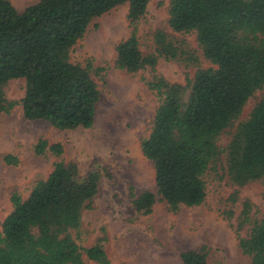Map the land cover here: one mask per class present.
Instances as JSON below:
<instances>
[{
  "label": "trees",
  "instance_id": "trees-1",
  "mask_svg": "<svg viewBox=\"0 0 264 264\" xmlns=\"http://www.w3.org/2000/svg\"><path fill=\"white\" fill-rule=\"evenodd\" d=\"M149 1L38 0L18 11L10 0H0V114L20 105L26 119L57 129L90 127L99 90L89 65L72 61L70 53L94 18L127 5L131 30L116 46L118 68L154 70L160 58L180 53L162 30L152 52L140 49L138 24ZM167 23L174 32L194 33L210 65L184 83L157 74L147 82L157 106L140 148L154 168L155 187L138 195L130 191L135 212L144 215L159 202L171 211L200 205L210 174L239 187L264 184V94L241 119L249 99L264 88V0H169ZM15 78L24 79V93L9 100L4 87ZM47 151L59 157L63 145L38 139L34 152ZM4 161L16 164L17 157L6 154ZM100 181L99 170L82 176L76 162L60 159L27 197L13 192L12 210L1 222L0 264H112L103 243L82 245L73 235ZM252 210L244 200L237 228L245 233L238 245L249 264H264V217ZM208 254L206 246L187 249L181 264H209Z\"/></svg>",
  "mask_w": 264,
  "mask_h": 264
},
{
  "label": "rangeland",
  "instance_id": "rangeland-1",
  "mask_svg": "<svg viewBox=\"0 0 264 264\" xmlns=\"http://www.w3.org/2000/svg\"><path fill=\"white\" fill-rule=\"evenodd\" d=\"M22 11L38 0H10ZM169 0H150L138 24L140 49L155 48L158 30L180 48L174 59L160 58L150 67L129 72L116 66V46L130 34L127 5H119L94 18L71 50V60L89 65L99 90L94 123L90 127L57 129L40 119L23 116L16 105L0 114V229L12 210L10 196L18 192L27 197L32 185L50 173L57 160L74 161L80 175L99 170L101 181L92 207L82 211L80 226L73 230L78 243L100 241L112 264H181V252L206 246L209 264H249L239 248L237 217L242 202L249 199L252 214L264 217V184L252 181L243 187L227 177L206 176L207 194L203 203L181 205L176 211L164 202L149 214L135 212L130 191L135 195L154 189V168L140 148V140L149 133L157 106L147 82L154 74L170 82L184 83L197 69L210 63L203 57L194 33L172 31L167 23ZM23 78L11 79L4 87L7 99H19L24 93ZM263 90L257 91L244 108L247 117ZM44 138L63 145L57 157L49 151L36 154L34 145ZM6 154L17 157L16 164L4 161ZM236 193L234 194V192Z\"/></svg>",
  "mask_w": 264,
  "mask_h": 264
}]
</instances>
